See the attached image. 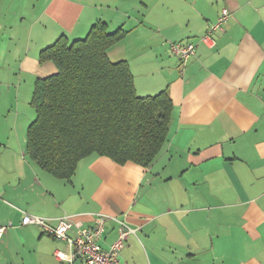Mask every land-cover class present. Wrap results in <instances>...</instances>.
Wrapping results in <instances>:
<instances>
[{
	"label": "crops",
	"instance_id": "1",
	"mask_svg": "<svg viewBox=\"0 0 264 264\" xmlns=\"http://www.w3.org/2000/svg\"><path fill=\"white\" fill-rule=\"evenodd\" d=\"M223 8L230 16L208 45L201 37ZM99 20L127 30L108 55L128 61L137 93L168 90L170 132L147 167L92 154L65 180L28 156L35 117L21 98L31 104L37 79L57 70L41 50L84 38ZM175 42L196 44L185 63ZM25 213L51 225L125 220L135 232L122 263L264 264V0H0V226L12 223L0 264H78L56 257L69 252L65 240L22 225ZM117 237L110 218L102 247Z\"/></svg>",
	"mask_w": 264,
	"mask_h": 264
},
{
	"label": "trees",
	"instance_id": "2",
	"mask_svg": "<svg viewBox=\"0 0 264 264\" xmlns=\"http://www.w3.org/2000/svg\"><path fill=\"white\" fill-rule=\"evenodd\" d=\"M127 33L99 20L84 38L61 35L41 50L40 62L57 70L35 83L26 152L53 176L71 180L92 154L147 167L167 142L174 108L168 90L139 95L128 61L109 58Z\"/></svg>",
	"mask_w": 264,
	"mask_h": 264
},
{
	"label": "built area",
	"instance_id": "3",
	"mask_svg": "<svg viewBox=\"0 0 264 264\" xmlns=\"http://www.w3.org/2000/svg\"><path fill=\"white\" fill-rule=\"evenodd\" d=\"M229 16V10L223 8L217 21L209 26L207 33L201 37V40L208 45H214L215 41L212 33L216 30H223L224 23ZM171 49L185 63L194 55L196 44L194 42H175L171 44ZM110 218L114 219L118 224V237L108 249H104L100 243V238ZM21 224L39 225L50 236L65 240L70 247L69 252L64 253L57 250L55 252L56 257L65 259L70 263L78 262V264H128L119 260V254L124 248L130 233L135 232L125 220L104 213H99L94 225L90 227H82L80 222H74L68 215L59 217L57 224L51 225L49 219L30 213L23 215ZM10 226H12L11 222L8 225L0 226V239ZM74 226L77 227V233L72 236L70 231Z\"/></svg>",
	"mask_w": 264,
	"mask_h": 264
},
{
	"label": "rangeland",
	"instance_id": "4",
	"mask_svg": "<svg viewBox=\"0 0 264 264\" xmlns=\"http://www.w3.org/2000/svg\"><path fill=\"white\" fill-rule=\"evenodd\" d=\"M21 106H22L23 108L25 107V109H27V107H28L29 110H30V116H31V114H32V117H33V116L35 117L36 112H35L34 107L31 106L30 103L27 105V102H24L22 98H21ZM23 116H28V114L25 112V113L22 114V117H23Z\"/></svg>",
	"mask_w": 264,
	"mask_h": 264
}]
</instances>
